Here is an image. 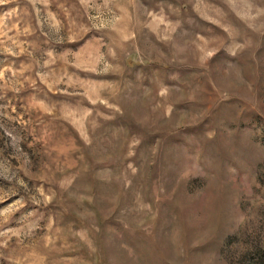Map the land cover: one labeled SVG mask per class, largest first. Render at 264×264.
Returning <instances> with one entry per match:
<instances>
[{"label":"rangeland","instance_id":"rangeland-1","mask_svg":"<svg viewBox=\"0 0 264 264\" xmlns=\"http://www.w3.org/2000/svg\"><path fill=\"white\" fill-rule=\"evenodd\" d=\"M0 264H264V0H0Z\"/></svg>","mask_w":264,"mask_h":264}]
</instances>
